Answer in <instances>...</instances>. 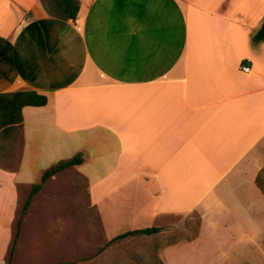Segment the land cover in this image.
I'll return each mask as SVG.
<instances>
[{"label":"crops","instance_id":"0c3cea01","mask_svg":"<svg viewBox=\"0 0 264 264\" xmlns=\"http://www.w3.org/2000/svg\"><path fill=\"white\" fill-rule=\"evenodd\" d=\"M78 2L62 21L40 0H0V93L47 99L22 109L21 157L16 171L0 166V199L15 201L30 167L81 153L72 168L91 207L129 215L128 231L194 211L204 223L261 168L264 39L252 38L264 0Z\"/></svg>","mask_w":264,"mask_h":264},{"label":"rangeland","instance_id":"374dc122","mask_svg":"<svg viewBox=\"0 0 264 264\" xmlns=\"http://www.w3.org/2000/svg\"><path fill=\"white\" fill-rule=\"evenodd\" d=\"M253 154L262 161L258 173L264 183V150L256 148ZM18 165L6 170L16 171ZM49 167H30L28 180H21L28 185L17 186L14 202L10 195L1 196L0 264L7 263L31 185ZM78 175L75 168L66 169L33 197L11 264H264V195L254 181L236 184L233 196L221 199L224 206L208 212L204 223L195 211L170 215L157 234L109 243L131 230L130 216L91 207Z\"/></svg>","mask_w":264,"mask_h":264},{"label":"trees","instance_id":"16d2710c","mask_svg":"<svg viewBox=\"0 0 264 264\" xmlns=\"http://www.w3.org/2000/svg\"><path fill=\"white\" fill-rule=\"evenodd\" d=\"M46 13L55 19L62 21H74L79 11L78 0H40ZM264 39V32L258 33L252 38L253 43H259ZM45 96L37 94L31 90H21L11 93H0V166L5 169H12L15 163H19L23 141V119L22 109L24 107H42L46 105ZM83 156L81 153L75 154L67 160H61L52 165L41 174L37 184L31 186L30 191L22 205L20 216L15 224V231L12 239V245L9 251V257L6 264H11L13 251L20 236L23 217L28 212L33 197L41 190L42 186L54 175L82 164ZM78 177L84 181L87 188V181L82 175ZM254 183L264 195V183L260 180V174L255 177ZM160 232V228L151 227L123 232L109 241L116 243L129 237L151 236ZM63 264V263H58ZM159 264V263H157Z\"/></svg>","mask_w":264,"mask_h":264},{"label":"built area","instance_id":"2783aa9c","mask_svg":"<svg viewBox=\"0 0 264 264\" xmlns=\"http://www.w3.org/2000/svg\"><path fill=\"white\" fill-rule=\"evenodd\" d=\"M241 70H242L243 72H248L250 69H249L248 66H242V67H241Z\"/></svg>","mask_w":264,"mask_h":264},{"label":"water","instance_id":"95a60500","mask_svg":"<svg viewBox=\"0 0 264 264\" xmlns=\"http://www.w3.org/2000/svg\"><path fill=\"white\" fill-rule=\"evenodd\" d=\"M261 30L264 32V24L262 25V28H261Z\"/></svg>","mask_w":264,"mask_h":264}]
</instances>
